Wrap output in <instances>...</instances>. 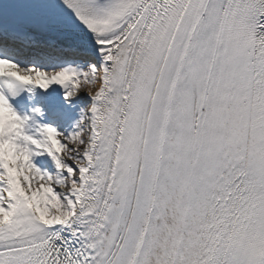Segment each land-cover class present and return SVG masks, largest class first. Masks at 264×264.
I'll list each match as a JSON object with an SVG mask.
<instances>
[{
	"label": "snow or ice",
	"instance_id": "snow-or-ice-1",
	"mask_svg": "<svg viewBox=\"0 0 264 264\" xmlns=\"http://www.w3.org/2000/svg\"><path fill=\"white\" fill-rule=\"evenodd\" d=\"M0 264H264V0H0Z\"/></svg>",
	"mask_w": 264,
	"mask_h": 264
}]
</instances>
